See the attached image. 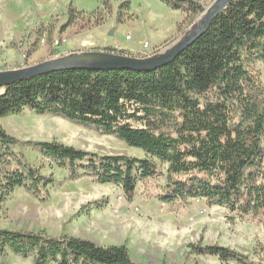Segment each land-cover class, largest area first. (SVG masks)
<instances>
[{"label":"trees","instance_id":"obj_1","mask_svg":"<svg viewBox=\"0 0 264 264\" xmlns=\"http://www.w3.org/2000/svg\"><path fill=\"white\" fill-rule=\"evenodd\" d=\"M162 1L183 11L188 24L204 11L200 0ZM68 12L57 34L76 21L79 12L71 6ZM43 33L52 44L50 54L64 55L58 53L60 42L53 43L55 24L40 26L33 36ZM103 50L131 54L112 46ZM258 60L264 62V0H233L191 45L156 70L65 69L0 87V117L28 107L94 126L145 153L99 155L55 139L20 140L0 124V205L19 187L42 201L48 198L53 178L41 174L42 165H33L20 149L30 146L41 163L48 159L64 168L67 179L90 176L115 184L128 201L138 183L163 176V185L148 192L161 202L202 198L208 206L259 214L263 221L264 86ZM194 247L221 261L258 264L225 246ZM6 251L31 258L32 264H176L134 261L125 245L0 228V256Z\"/></svg>","mask_w":264,"mask_h":264},{"label":"rangeland","instance_id":"obj_2","mask_svg":"<svg viewBox=\"0 0 264 264\" xmlns=\"http://www.w3.org/2000/svg\"><path fill=\"white\" fill-rule=\"evenodd\" d=\"M200 1L204 9L214 2ZM70 6L79 12L78 17L57 34V28L68 19ZM201 14L188 24L183 11L162 0H0V71L54 58L44 33L33 36L49 23L55 24L53 43L60 42L59 54L112 46L131 55H153L189 32ZM255 64L264 86V62ZM0 124L20 140L55 139L99 155H145L141 148L94 126L38 114L28 107L0 117ZM20 149L33 165H42L40 173L52 176L53 185H48L49 196L44 201L24 188H16L0 205V228L67 234L103 246L125 245L130 257L143 263L238 264L198 253L194 247L217 244L264 264V220H259V214L240 215L225 207L208 206L202 198L178 200L175 205L161 202L148 192L163 185V176L138 183L133 199L128 201L115 184L98 183L90 176L67 179L64 168L50 165L48 159L41 163L36 148ZM160 166L164 171L166 165ZM94 201L103 205H93ZM0 262L32 264L31 258L10 251L0 256Z\"/></svg>","mask_w":264,"mask_h":264},{"label":"water","instance_id":"obj_3","mask_svg":"<svg viewBox=\"0 0 264 264\" xmlns=\"http://www.w3.org/2000/svg\"><path fill=\"white\" fill-rule=\"evenodd\" d=\"M233 0H214L204 9L200 19L192 24V29L178 39L167 50L145 56H135L116 51L91 49L70 52L54 56L36 64L0 71V87L12 82L33 78L51 71L65 69H93V70H134L137 72L153 71L170 63L180 52L191 45L210 26L211 22ZM112 31L110 32V34Z\"/></svg>","mask_w":264,"mask_h":264}]
</instances>
